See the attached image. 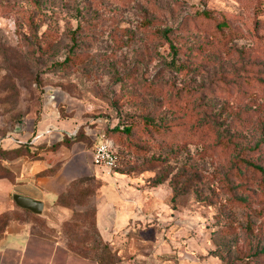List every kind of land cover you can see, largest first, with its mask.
<instances>
[{"label":"rangeland","instance_id":"rangeland-1","mask_svg":"<svg viewBox=\"0 0 264 264\" xmlns=\"http://www.w3.org/2000/svg\"><path fill=\"white\" fill-rule=\"evenodd\" d=\"M44 116L112 138L174 264H264V0H0V178ZM20 218L0 198V234Z\"/></svg>","mask_w":264,"mask_h":264},{"label":"crops","instance_id":"crops-1","mask_svg":"<svg viewBox=\"0 0 264 264\" xmlns=\"http://www.w3.org/2000/svg\"><path fill=\"white\" fill-rule=\"evenodd\" d=\"M78 129L79 125L44 116L34 133L25 134V140L10 139L3 148L14 147L11 140L22 144L31 136L32 150L38 153L34 159L21 156L8 165L13 178H0V198L20 194L43 202L45 208L38 215L14 202L21 218L12 220L0 234V264H98L87 250L93 246L87 228L72 236L76 210L70 201L80 189L93 194L89 198L97 237L114 248L127 249L129 255L121 264H174L165 256V231H155L156 224L145 222L132 180L108 175L96 166L97 135L93 134L91 145L90 140L79 139ZM65 136L71 137L68 143L48 150Z\"/></svg>","mask_w":264,"mask_h":264},{"label":"built area","instance_id":"built-area-1","mask_svg":"<svg viewBox=\"0 0 264 264\" xmlns=\"http://www.w3.org/2000/svg\"><path fill=\"white\" fill-rule=\"evenodd\" d=\"M97 144L93 150V163L108 175L115 173L119 166L118 150L115 143L104 133L97 132Z\"/></svg>","mask_w":264,"mask_h":264},{"label":"trees","instance_id":"trees-1","mask_svg":"<svg viewBox=\"0 0 264 264\" xmlns=\"http://www.w3.org/2000/svg\"><path fill=\"white\" fill-rule=\"evenodd\" d=\"M78 135V134H77ZM76 135V136H77ZM104 135L107 137V138H109V139H111L112 140V138L107 134V133H104ZM75 136V137H76ZM69 138H71V137H69V136H65L64 137V139L61 141V142H58V143H54V144H52L49 148H48V150H50V151H55V150H57L58 149V147L61 145V144H63V143H68L69 142ZM113 141V140H112ZM114 142V141H113ZM28 143V142H27ZM29 144V143H28ZM22 145H26V143L25 144H21V146ZM20 146V147H21ZM17 152L18 151H16V152H14V154H15V156H17ZM21 154H23V152H22V150H21V152H20ZM38 153V152H37ZM12 153H10V155H11ZM37 156V155H36ZM36 156L34 157V158H36ZM33 158V159H34ZM118 158H119V151H118ZM120 165V164H119ZM119 167V166H118ZM101 246H102V248L100 249V245H97V244H94V249L92 250V253H93V257L96 259V261L98 262V264H106V262H107V264H118V262L117 263H113V259H115V257H118L119 255H121V253H122V251H123V249L122 248H114V247H112L110 244H107V243H103V244H101ZM112 249V250H111ZM106 251V252H105ZM126 251H127V249H126ZM123 260V259H122ZM120 262H123V261H120ZM121 264V263H120Z\"/></svg>","mask_w":264,"mask_h":264},{"label":"water","instance_id":"water-1","mask_svg":"<svg viewBox=\"0 0 264 264\" xmlns=\"http://www.w3.org/2000/svg\"><path fill=\"white\" fill-rule=\"evenodd\" d=\"M12 199L19 207L29 210L34 214L41 215L44 212L45 204L43 202L35 201L20 194H13Z\"/></svg>","mask_w":264,"mask_h":264}]
</instances>
